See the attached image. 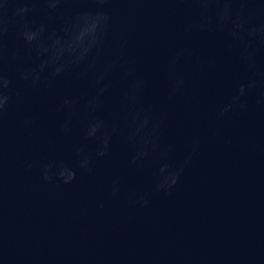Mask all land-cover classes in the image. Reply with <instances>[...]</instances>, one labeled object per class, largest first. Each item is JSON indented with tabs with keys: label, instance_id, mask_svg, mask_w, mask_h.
I'll return each instance as SVG.
<instances>
[{
	"label": "water",
	"instance_id": "95a60500",
	"mask_svg": "<svg viewBox=\"0 0 264 264\" xmlns=\"http://www.w3.org/2000/svg\"><path fill=\"white\" fill-rule=\"evenodd\" d=\"M225 3L264 23L261 0H0V264H264V40Z\"/></svg>",
	"mask_w": 264,
	"mask_h": 264
},
{
	"label": "clouds",
	"instance_id": "9594fccd",
	"mask_svg": "<svg viewBox=\"0 0 264 264\" xmlns=\"http://www.w3.org/2000/svg\"><path fill=\"white\" fill-rule=\"evenodd\" d=\"M262 6H264V0H261V3L256 5L257 8H260ZM218 24L221 27H225L230 24L231 26L229 27L228 30L231 33V35H233L236 38H240V35L243 32L250 40L251 39H256L258 41L264 40V23L251 24L248 22L246 18L240 16H236L232 18L230 8L227 3L223 4L220 8V11L218 13ZM245 25L247 26L245 27ZM244 55L248 59L249 64H251L252 63L251 54L247 51V48H245ZM33 79H35V77H33ZM176 83L179 84L180 81L178 80ZM256 85H257V81L252 79H249L246 83L239 84L236 87L235 94L232 95L230 102L225 103L220 108L219 114L223 115L224 113L231 110L233 106L244 108L245 103L241 98L246 95L247 90L256 87ZM6 99H7L6 96L0 95V109H3ZM257 102L258 103L264 102V91H261L259 93V98ZM143 123L144 121L141 122V126H143ZM98 155H102V153H98ZM166 168H167L166 164L162 165L159 171L163 173ZM56 176L62 183H67L73 179V177L66 178L60 168L58 169ZM42 178L45 181L49 179V176L47 174V168H45L44 171L42 172ZM175 178H176V173L169 172L166 176L162 178L161 182L157 184L156 189L160 190L161 188H167L171 186L172 184L175 183Z\"/></svg>",
	"mask_w": 264,
	"mask_h": 264
}]
</instances>
